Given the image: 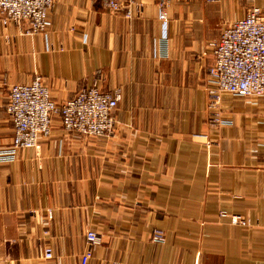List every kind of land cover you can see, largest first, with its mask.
Listing matches in <instances>:
<instances>
[{
  "label": "crops",
  "instance_id": "obj_1",
  "mask_svg": "<svg viewBox=\"0 0 264 264\" xmlns=\"http://www.w3.org/2000/svg\"><path fill=\"white\" fill-rule=\"evenodd\" d=\"M123 2L55 0L46 35L0 18V264H80L89 230L101 238L89 264H264V97L224 94L233 124L217 126L206 92L211 44L264 0ZM36 76L59 103L96 81L119 90L115 134L55 118L37 149L10 153V88Z\"/></svg>",
  "mask_w": 264,
  "mask_h": 264
},
{
  "label": "built area",
  "instance_id": "obj_2",
  "mask_svg": "<svg viewBox=\"0 0 264 264\" xmlns=\"http://www.w3.org/2000/svg\"><path fill=\"white\" fill-rule=\"evenodd\" d=\"M111 12H119L124 0H101ZM212 1V0H209ZM55 0H0V18L5 27L8 23L23 26L25 35H46L51 27L50 13ZM167 4H160L159 19L167 28ZM127 17L132 13L127 10ZM213 64L207 72L206 91L209 98L211 120L217 126L233 123L223 114V96L235 98L264 97V10L252 7L245 16L235 20L211 44ZM122 101L119 90H102L95 82L81 90L73 98L58 104L43 78L36 76L29 84H15L10 88L7 113L10 115L14 135L10 153L37 149L42 138L52 134L53 121L60 118L64 130L86 138L113 136L117 129L115 111ZM227 214L224 213L223 217ZM51 218V215H49ZM231 217L235 225H248L240 216ZM153 240L164 243L165 234L156 231ZM87 249L80 257V264H89L94 250L101 244L97 232L86 234ZM43 258L54 261V251L43 247Z\"/></svg>",
  "mask_w": 264,
  "mask_h": 264
},
{
  "label": "rangeland",
  "instance_id": "obj_3",
  "mask_svg": "<svg viewBox=\"0 0 264 264\" xmlns=\"http://www.w3.org/2000/svg\"><path fill=\"white\" fill-rule=\"evenodd\" d=\"M51 14V13H50ZM51 20V19H50ZM213 64V63H212ZM211 64V65H212ZM210 65V66H211ZM210 66L208 67V69L210 68ZM207 72H208V70H207ZM207 78V77H206ZM44 80V79H43ZM45 82V81H44ZM96 82H98V81H96ZM99 85V84H98ZM100 86V85H99ZM49 89H50V87H49ZM102 90H105V89H103L102 88ZM51 91V90H50ZM207 92V91H206ZM52 94V93H51ZM208 95V94H207ZM52 97H53V95H52ZM54 99V98H53ZM209 99V98H208ZM55 100V99H54ZM56 101V100H55ZM57 102V101H56ZM58 104H63V103H59V102H57ZM56 118H58L59 120H60V118L59 117H56ZM226 118V117H225ZM61 122V121H60ZM210 122H211V124H213L212 123V120L210 119ZM214 125V124H213ZM53 131V130H52ZM110 137H112V136H110ZM224 213L225 214H227L226 212H221L220 214H219V217H221V218H228L229 219V221H230V223L233 225V226H240V227H242V228H256L257 226L255 225V227H254V224H253V222H252V220H251V218H249V216H244V215H237V216H240V217H242L243 219H245L249 224L248 225H246V226H242V225H235V224H233V222H232V219H231V217H227V216H234V215H230V214H227V216L226 217H223V215H224ZM90 231V230H89ZM46 234L44 233L43 234V236H45ZM165 238H166V236H165ZM154 241V240H153ZM155 242V241H154ZM157 243V242H156ZM45 245H47V244H45ZM45 245H43V247L45 246ZM50 246V245H49ZM51 247V246H50ZM53 249V248H52ZM54 251V250H53ZM54 256H55V253H54ZM93 259V258H92ZM43 261L44 262H46V263H51V262H55L56 261V256H55V260L54 261H46V260H44V258H43Z\"/></svg>",
  "mask_w": 264,
  "mask_h": 264
}]
</instances>
